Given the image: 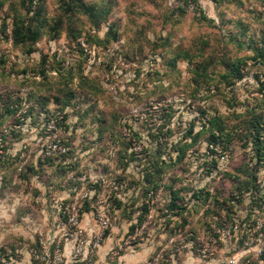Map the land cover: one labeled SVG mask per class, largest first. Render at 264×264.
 Segmentation results:
<instances>
[{"label":"rangeland","instance_id":"obj_1","mask_svg":"<svg viewBox=\"0 0 264 264\" xmlns=\"http://www.w3.org/2000/svg\"><path fill=\"white\" fill-rule=\"evenodd\" d=\"M200 1L0 0L3 252L21 259L51 237L60 202L91 183L111 239L148 221V256L174 238L195 249L203 217L264 221L262 199L249 213L264 196V62L249 48L264 40V0ZM14 21L36 42L16 44ZM178 53L192 60L172 65Z\"/></svg>","mask_w":264,"mask_h":264},{"label":"built area","instance_id":"obj_2","mask_svg":"<svg viewBox=\"0 0 264 264\" xmlns=\"http://www.w3.org/2000/svg\"><path fill=\"white\" fill-rule=\"evenodd\" d=\"M220 1L225 4L229 0ZM169 5L174 11L198 9L193 0H171ZM100 201L105 199H100L94 183L85 190H73L69 199L58 206L60 218L53 224L52 236L40 239L38 247L27 251L29 264H179L184 249L191 264H264V221L257 219L248 224L240 220L228 222L225 218L207 219L196 238L195 249V240L174 238L170 241L172 250L159 249L142 261L128 263L125 257L135 255L143 247L148 221L134 225L133 230L126 229L118 241L102 251L111 238V210L109 203L103 206ZM21 259L0 249V264H26Z\"/></svg>","mask_w":264,"mask_h":264},{"label":"trees","instance_id":"obj_3","mask_svg":"<svg viewBox=\"0 0 264 264\" xmlns=\"http://www.w3.org/2000/svg\"><path fill=\"white\" fill-rule=\"evenodd\" d=\"M171 0H169L170 2ZM184 2H186L187 0H183ZM196 4L197 3H200L201 1L199 0H193ZM213 2H216V3H220L221 1L220 0H212ZM231 1V0H229ZM228 1V2H229ZM168 2V4H169ZM222 3V2H221ZM179 11L181 12H185V9H180ZM13 35H14V42L16 44H22V43H35L36 40H37V37H38V31L37 30H31L29 27H24L23 29H21L19 27V24H17L16 21H14V26H13ZM242 43H238V46L241 47ZM260 45L261 47L260 48H257L255 47V45L253 44H250L249 45V48H251L252 50H255V55L253 56L255 59H259L260 62H264V40L261 39L260 40ZM179 58H182L183 60L187 59L188 61H191L192 60V56H189V54L187 53H178L176 54L174 57H173V61H172V65L174 64L175 60L176 59H179ZM239 65H240V61H230V62H227L225 64V66L227 67V70L223 73V74H220V77L221 79L226 82L227 86H230L231 83H233V79L235 77L237 78H241L242 77V74L241 72H239ZM207 66V65H206ZM206 66H202V67H197L195 68L194 70H192V72L195 74V75H199V71H201L202 74H206L205 71H203V69L205 70ZM199 68H201V70H199ZM203 68V69H202ZM261 125V123H260ZM190 132V131H189ZM189 132H186L187 134ZM186 136V135H185ZM178 158H182L183 157V153L180 154L178 153L177 155ZM257 159H259L260 157L257 156ZM164 161L162 160L161 163H163ZM159 164V163H158ZM156 166V174L159 173V169L161 168V165H158ZM153 176L152 175H146L145 176V181L147 182H152L153 181ZM156 183V182H155ZM157 184V183H156ZM95 187H98V184L95 183L94 184ZM258 188V187H257ZM263 200L264 201V196L261 197V195L259 194V196H256V197H253V198H250V202L253 203V205L249 208V213L251 214V212L255 211L254 207L259 208V200ZM237 203H239V200L235 199V203H232L236 206ZM120 205V204H118ZM169 208H173V204L170 202V205H169ZM85 209H88V204L86 205ZM119 209V207L117 208ZM147 210L145 209V212ZM264 211V210H263ZM260 216V215H259ZM203 222L207 223V220L203 217ZM250 219V218H249ZM249 219H245L246 221H248ZM133 227H134V224H131L130 226V229L133 230ZM39 245H37L38 247ZM12 256L16 257L18 260L19 258L13 253L11 254Z\"/></svg>","mask_w":264,"mask_h":264},{"label":"crops","instance_id":"obj_4","mask_svg":"<svg viewBox=\"0 0 264 264\" xmlns=\"http://www.w3.org/2000/svg\"><path fill=\"white\" fill-rule=\"evenodd\" d=\"M85 221H88L86 218H85ZM125 231V230H124ZM110 242H109V244L106 246V245H104L103 247H102V251L105 249V248H107L109 245H112V243L114 242H116L115 240H113V239H111L110 238ZM118 241V240H117ZM143 249V247L141 246V248H139V251L135 254V255H128V256H126L125 257V261L126 262H128V263H133V262H137V261H142V260H144L145 258H147V256H148V250H142ZM24 254V253H23ZM22 254V255H23ZM189 255H184L183 256V260L179 263V264H191L192 263V260H190L189 259ZM21 261L23 262V263H26V264H29V256H28V254H24L23 255V257L21 256Z\"/></svg>","mask_w":264,"mask_h":264}]
</instances>
